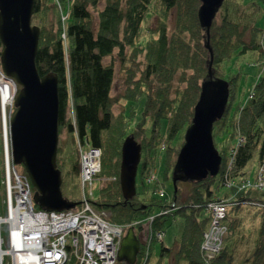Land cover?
Wrapping results in <instances>:
<instances>
[{
  "label": "trees",
  "instance_id": "trees-1",
  "mask_svg": "<svg viewBox=\"0 0 264 264\" xmlns=\"http://www.w3.org/2000/svg\"><path fill=\"white\" fill-rule=\"evenodd\" d=\"M60 1L68 14L65 23L54 0H35L32 25L40 28L36 68L40 77L57 76L59 131L64 129L70 134L77 131L83 145L100 149L103 175L117 178L103 187L99 200L92 202L95 211L114 225L125 226L127 230L133 226L138 239L146 220L153 215L161 214L149 228L152 234L163 230L166 222L163 218L183 217L185 227L179 247L174 250L163 246L161 251L162 257H173L174 264H264V189L247 188L245 194L231 199L218 198L213 191L216 183L231 186L244 178L245 168L257 152L260 166H264V76L259 78L244 106L232 116L226 108L222 119L214 124V134H224L215 145L221 157L217 176L181 182L173 173L176 190L171 202L147 198L145 191L138 190L127 200L120 186L123 146L129 139L142 149L139 169L143 187V179L154 170L153 153L158 150L165 149L167 172L174 171L186 132L193 125L204 84L225 81L222 66L233 56L255 49L264 55V29L237 23L226 13L219 19L216 16L208 34L199 19L202 0H104L102 9L101 0ZM173 15L174 25L170 29ZM0 49L3 50L1 41ZM107 58L111 60L109 64L105 63ZM115 61L121 64L124 75L120 99L132 106L146 96L142 121L132 131L134 111L128 115L125 107L118 114L114 112L111 93ZM178 74L184 88H178L173 96L172 81ZM228 84L230 102L236 84L233 80ZM71 101L74 122H70L68 115ZM164 120L167 131L162 135ZM78 163L73 164L68 176L79 178ZM220 201L229 202L236 209L243 205L255 207L260 226L251 253L246 254L245 250L231 253L240 219L230 218L227 213L228 233L221 252L212 259L203 255V234L211 220L205 211L208 213L209 205ZM67 202L79 203L78 207L82 203L75 199ZM35 210L44 208L36 204ZM147 247L141 244L136 264H147Z\"/></svg>",
  "mask_w": 264,
  "mask_h": 264
},
{
  "label": "water",
  "instance_id": "water-1",
  "mask_svg": "<svg viewBox=\"0 0 264 264\" xmlns=\"http://www.w3.org/2000/svg\"><path fill=\"white\" fill-rule=\"evenodd\" d=\"M225 1L202 0L199 19L208 34ZM34 4L35 0H0L1 65L6 75L21 87L15 103L17 111L11 121L14 162L24 166L31 180L35 189L34 203L48 212L59 213L73 209L77 204H69L62 193L63 177L57 163L58 79L55 74L40 77L36 68L40 29L32 26ZM229 97L228 82L204 84L193 125L186 132L185 145L174 167L179 181H202L209 175H218L221 157L212 134L214 124L225 114ZM141 158V147L131 139L127 140L120 169V186L127 200L137 194L136 177ZM140 248L135 228L131 227L121 242L118 262L135 264Z\"/></svg>",
  "mask_w": 264,
  "mask_h": 264
},
{
  "label": "rangeland",
  "instance_id": "rangeland-1",
  "mask_svg": "<svg viewBox=\"0 0 264 264\" xmlns=\"http://www.w3.org/2000/svg\"><path fill=\"white\" fill-rule=\"evenodd\" d=\"M101 1H102L101 2V9H102L104 7V0H101ZM54 2L62 15L63 23H65V21L68 18L67 10L65 9L64 5L62 4L60 0H54ZM219 13L220 14L216 15L218 19L220 18V15H224L228 13L230 16V19L237 23H241L243 25H252V26L257 27L258 29H264V0H226L223 8L221 9ZM94 18H95L94 27L97 28L98 26V14L97 13L94 14ZM169 25H170V29H172L174 25V15L172 16V19ZM32 26L37 27V25L35 24ZM247 39H249V36L247 37ZM2 51L0 49V59H1ZM263 59H264V55H262V52L260 50L255 49V50H250L245 55L233 56L228 62L223 64L222 71L225 74V81L228 82V81L233 80V84L234 85L236 84L234 88V93L232 95L233 99L230 102L228 101V104L226 106V108L229 109V116H232L239 107H242L247 103L259 78L264 76V60ZM110 61H111L110 58L105 59L106 64H109ZM114 66H115V79H114L112 93H111V97L114 102V112L118 114L119 112L123 111L125 107H126V111L128 112L127 113L128 115H130L131 110L134 111V114L132 115V120H131V131H132L135 125L142 121L143 111H144V107L146 103V96H142L139 99V101L133 103L132 106L131 104L129 105L128 103L121 100L120 96L124 90V75H123L121 64L119 63V61H115ZM1 71H3L2 65L0 69V76L2 75ZM3 73L6 74L4 71ZM9 80H11L13 84L16 86L17 83L14 79H13L14 81L12 79H9ZM17 87L18 88H17L16 98L18 97L19 92L21 91V87L18 85ZM178 88L181 90L184 88V85L180 84V74H178L175 77V79L172 81V95L173 96L175 95L176 90ZM72 105L73 103L71 101L70 106H69V112H68L69 119L71 120V121L69 120L70 122H74V113H73ZM7 108H8V105H7ZM3 109H4V106L1 101V92H0V216L5 218L7 216V207H8V190H7V165H8L7 163L8 162H7V148H6V139H5V127H4V120H3V117H4L3 112L5 111H3ZM12 111H13V116H14L17 111L16 104L14 105ZM7 113H10V108L9 110L7 109ZM146 129L148 132L147 134L149 136L150 130H151L150 122L147 123ZM166 131H167V121L164 120L161 124L160 133L162 135H165ZM212 136H213L214 145H216L218 142H220L224 138V134L216 135L214 134V132ZM177 142L178 141H176L175 143ZM235 142L238 143V140H236ZM11 145H12V142L10 138V141H9L10 154L12 153ZM93 149L94 148H91V146L83 145L81 143V140L79 139L77 131H75L74 134H70L64 129L62 131H59L58 159H57L59 160V162L57 163H58V169L62 171L63 176H64V183L62 185L63 186L62 193L65 197L64 198L65 200L66 199L70 201L74 199L79 200V201L83 200L84 192H83V187L81 185L82 183L81 180L84 174L83 173L84 158L89 153H91ZM99 155H100V158H99L100 170L103 174L104 172L101 168L102 167L101 162L103 158L102 151L100 152ZM153 155L156 159L154 170H152V172L147 174L145 178L143 179V182H144V187H143L141 183V177H140L141 169L138 168V173L136 177V188L139 193H142L145 191L147 198L155 197L162 201L171 202L173 195L175 193V185H174V180L172 176L174 171L167 172V169H166L168 155L165 152V149L158 150L156 154L153 153ZM207 158L210 159L211 157L207 156ZM197 159L198 157H195V160ZM76 161L79 162L78 163L79 178L77 177V175L68 176L69 175L68 171L73 168V164ZM12 163H13L12 164V167H13L12 176L14 177V181H15L16 175L18 174H20V176L23 175V176L28 177L23 165L15 164L14 160ZM195 163L196 162H194V164ZM245 174L246 176L244 178L237 179V182L231 186H220L219 183L214 184L213 191L215 192V195L218 198L228 197L229 199H231V198L239 197L245 194V189L241 190L240 188L244 182L250 181L252 183L256 184L257 182L259 184L260 183L259 176L264 175V166H260V163L258 161V152L257 154H255L254 158L245 168ZM27 179L29 180V184L31 186V193L33 195L35 193V189L32 186L30 178L28 177ZM115 179L117 178L115 177ZM105 181L106 180H103L98 177L93 182L92 188L90 190H86L88 194L92 193V195H90V198L92 199L90 202V208L93 211H95V208L92 202L99 200L100 193L102 192V189L105 186L104 184ZM25 183H27V181H25ZM25 186H27V184ZM186 186L187 184H185V187ZM185 189L187 190L188 187H186ZM75 204H77L75 208L70 209V210H64L63 212L74 211L80 207V206L78 207L79 203H75ZM35 205L36 204L34 203V208H35ZM41 211H46V210L44 209ZM97 213L105 219L104 217L105 215L99 212ZM228 213L230 215V218L240 219L239 233H237V235L232 239V244L230 246L231 253L237 254L236 252L244 251V250L246 254L251 253L254 241H256L259 236V226H260V217L256 213L255 207L243 205L240 209H236L233 204H230L228 207ZM159 215L161 214L158 213L156 215L151 216L148 220H146V225L144 227V230H142L139 233L138 240L144 246L148 245L146 258L148 257V255H149V258L147 259L148 260L147 264H174L175 259L173 257L171 258V257L161 256L162 247L164 246L169 249L177 250V248L179 247L178 241L181 240L182 235H183L185 221H184V218L181 216L165 217L163 218L166 221L163 230L152 234L153 230H150L152 228V223L155 217ZM205 215L210 216L211 218L210 225L208 229L206 230V232H208V230L211 227L212 217L209 211L208 213L205 211ZM111 226L119 227V225H114V224H112ZM120 227H122L124 230V234H123V238H124V236L126 235V232L128 231L127 227L125 226H120ZM0 231H1V237L6 239L7 230L5 229V227L1 226ZM204 234H203V237H204ZM243 241H244V244H242ZM202 243H203V240H202ZM140 251H141V248H140ZM201 251L203 253L202 244H201ZM117 258H118V253H117ZM146 258H144V260ZM10 261H11L10 256H7L5 257L3 264H10ZM116 264H128V263L118 262L117 260ZM181 264H185V263H181Z\"/></svg>",
  "mask_w": 264,
  "mask_h": 264
},
{
  "label": "built area",
  "instance_id": "built-area-1",
  "mask_svg": "<svg viewBox=\"0 0 264 264\" xmlns=\"http://www.w3.org/2000/svg\"><path fill=\"white\" fill-rule=\"evenodd\" d=\"M1 72L0 83L3 85L0 86V92L1 101L4 106L3 111H5L3 112V120L7 146V140L9 138L10 141L11 138V119L13 118L12 109L16 103L18 87L16 83L15 86L13 82L9 80L12 78L4 74L3 71ZM5 97L6 101H4ZM9 108L10 113H7V109L9 110ZM100 152L101 150L93 149V151L84 158V174L81 180L84 198L78 209L69 212L58 213L35 210L31 186L27 179L28 177L23 175L20 176V174L17 173L18 175H16L14 181V177H9L7 165L8 216L11 217L12 202L17 203V200H21L22 205L20 208L23 216H37L45 222L51 223L54 229L49 235H47V237L39 232H32L27 237L31 242L40 243V248L36 251L38 254L36 255L37 258L32 264H116L117 253L122 242L124 230L120 226H111L112 224L108 223L106 219L90 208V202L92 200L90 195H92V193L88 194L86 191L92 188L93 182L98 178L97 175L101 171L99 162ZM13 160L14 157L12 153V160L10 161L11 165L13 164ZM7 162L9 163L8 154ZM259 178V184L250 181L244 182L240 187L241 190L253 187L264 189V175H260ZM105 180L110 182L115 180V178L114 176H108V178L106 176ZM25 181H27V183H25ZM10 182L12 188L10 187ZM26 184L27 186H25ZM229 205V202L220 201L214 202L208 207V211L211 213L212 222L210 229L204 234L202 243L203 253L208 259L217 256L223 248L224 240L228 233L226 217ZM0 219L2 220L3 218ZM32 226H34V224H32ZM10 235V231L7 230V238L4 239L1 237L0 231V252H5L4 255L6 257L10 256V260L11 258L14 260L10 252H8L9 248L7 246V240L10 238ZM43 239L45 240V243ZM24 240H26V238H24ZM3 248L7 250H4ZM0 264H3L2 260L0 261Z\"/></svg>",
  "mask_w": 264,
  "mask_h": 264
},
{
  "label": "bare ground",
  "instance_id": "bare-ground-1",
  "mask_svg": "<svg viewBox=\"0 0 264 264\" xmlns=\"http://www.w3.org/2000/svg\"><path fill=\"white\" fill-rule=\"evenodd\" d=\"M2 85L3 84L0 83V86ZM4 101H6V97L4 98ZM11 140H12V133H11ZM6 148H7L8 161H9L8 172H9V177L11 178L13 177L12 176V165L10 162L12 160V153L10 154L9 138L7 140ZM97 177L105 180L106 176H104L102 172L100 171ZM113 181H116V179ZM104 184H105V187L108 186L107 181H105ZM10 187L12 188L11 182H10ZM21 205H22L21 200H17V203L12 202L11 217L8 216L9 215L8 209H7V216L5 218L0 216V218H3L2 220L0 219V226H5V228L9 230L11 233L10 238L7 240V246L9 248L8 252H10L14 260L11 258L10 264H32L37 258L36 255L38 254L36 253V251L37 249L40 248V245H39L40 243L31 242L28 240L27 237L32 232H37V233L39 232V233H42L43 236L47 237V235H49L54 230L51 223H47L37 216H32V217H27L26 215L23 216L21 214V208H20ZM32 224H34V226H32ZM24 238H26V240H24ZM43 241L45 243L44 239ZM4 250H7V249H4ZM4 254L5 252L4 253L3 251L0 252V261L2 260V263H4V259L6 257Z\"/></svg>",
  "mask_w": 264,
  "mask_h": 264
}]
</instances>
